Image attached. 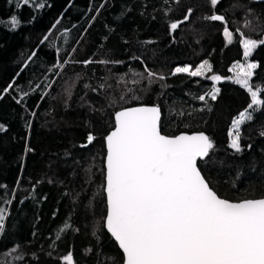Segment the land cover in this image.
Masks as SVG:
<instances>
[{"label": "trees", "instance_id": "trees-1", "mask_svg": "<svg viewBox=\"0 0 264 264\" xmlns=\"http://www.w3.org/2000/svg\"><path fill=\"white\" fill-rule=\"evenodd\" d=\"M245 39L258 42L250 84L264 99V2L0 0V264H123L104 228V138L124 108L159 107L169 137L206 134L197 165L221 198H264V106L240 127L242 151L229 144L251 103L227 81ZM205 61L203 78L174 74ZM213 76L224 80L214 100Z\"/></svg>", "mask_w": 264, "mask_h": 264}, {"label": "snow or ice", "instance_id": "snow-or-ice-1", "mask_svg": "<svg viewBox=\"0 0 264 264\" xmlns=\"http://www.w3.org/2000/svg\"><path fill=\"white\" fill-rule=\"evenodd\" d=\"M219 2L210 0L212 6ZM191 11L188 9L184 21ZM206 19L223 22L224 16L213 14ZM17 22L16 17L11 18L12 24ZM178 26L174 22L170 27L175 30ZM224 35L231 39L232 33L225 28ZM243 46L244 55L249 56L258 42L245 39ZM257 67L249 64L236 80L251 93L249 107L264 106L260 91L249 83L251 70ZM206 70L211 71V66L205 61L195 71L177 67L174 74L201 76ZM145 71L149 77L156 75ZM212 99H216L215 93ZM160 116L159 107L119 111L115 130L106 137V226L126 254L127 264H264V198L240 202L221 198L197 165L198 158L207 157L213 147L209 137L202 133L162 135ZM251 118V114L241 113L234 124L237 134L231 147L236 152L242 151L239 127ZM93 139L89 134L88 143ZM2 219L0 212V233ZM66 259L72 264L71 255Z\"/></svg>", "mask_w": 264, "mask_h": 264}, {"label": "rangeland", "instance_id": "rangeland-1", "mask_svg": "<svg viewBox=\"0 0 264 264\" xmlns=\"http://www.w3.org/2000/svg\"><path fill=\"white\" fill-rule=\"evenodd\" d=\"M244 42V41H243ZM243 48H244V46H243ZM244 52H245V49H244ZM244 55V54H243ZM251 55V54H250ZM250 55L249 56H243V59H242V61L241 62H238V63H236V64H234L232 67H231V71H232V73H231V77L230 78H228L227 79V81H229V82H231V83H233V84H236V85H238L239 87H241L242 89H244L246 92H248V90L246 89V88H244L243 86H242V84H240V83H236V80H237V78H238V74H242L245 70H247V68H248V65L249 64H251V63H254V62H252L251 60H250ZM202 63H204V62H202ZM201 63V64H202ZM200 64V65H201ZM199 65V66H200ZM198 66V67H199ZM183 67H185V66H183ZM197 67V68H198ZM196 68V69H197ZM196 69H194L193 71H195ZM252 72L254 71V69H252L251 70ZM174 72H175V70H174ZM208 73V71L206 70L205 72H204V74L203 75H201V76H196V77H201V78H203V77H205V75ZM175 74H178V73H175ZM184 74H188V73H184ZM210 81H211V83H212V86H211V88H210V91H209V93H208V96L210 97V98H212V94L213 93H215L216 95H217V92H216V89H218V87H217V85L220 83V82H222V81H224V80H222V79H219V80H213L212 79V77L210 78ZM249 83H250V79H249ZM249 94H250V96H251V93L250 92H248ZM255 106H257V105H253L252 107H250L248 110H245V111H243L242 113H247V114H251V112H252V109L255 107ZM241 114V113H240ZM240 114L236 117V118H234V120H233V122H232V124H231V126H230V128H229V144H230V148L232 149V150H234L232 147H231V141H232V138H233V136L234 135H236L237 134V130L236 129H234V124H235V122L240 118ZM248 119H246L241 125H240V127L247 121ZM240 127H239V130H240ZM239 130H238V133H239ZM235 151V150H234ZM67 264H68V261H67Z\"/></svg>", "mask_w": 264, "mask_h": 264}, {"label": "water", "instance_id": "water-1", "mask_svg": "<svg viewBox=\"0 0 264 264\" xmlns=\"http://www.w3.org/2000/svg\"><path fill=\"white\" fill-rule=\"evenodd\" d=\"M254 1H255V2H264V0H254ZM140 107H157V106H154V105H140V106H133V107L124 108V109L119 110V111H123V110L129 109V108H140ZM159 109H160V108H159ZM119 111H117V112L114 114V116H113V119H114V127H113V129L110 130V131L108 132V134H107V135L105 136V138H104V145H105L104 168H105V164H106V152H107V147H106V137H107L108 135H110L112 131L115 130V127H116V120H115V117H116V114H117ZM160 112H161V111H160ZM160 119H161V116H160ZM201 133H202V132H195V133H179V134H177L176 136H179V135H189V136H191V135H198V134H201ZM161 134H162V133H161ZM202 134H204V133H202ZM162 135H163V134H162ZM204 135H206V134H204ZM176 136H173V137H176ZM206 136H207V135H206ZM204 158H205V157H204ZM204 158H198V160H199V159H204ZM105 171H106V169H105ZM201 174H202V173H201ZM104 182H105V177H104ZM104 186H105V184H104ZM104 194H105V199H106V216H107L108 206H107V196H106L105 187H104ZM239 202H240V201H239ZM106 216H105V220H104V228H105L106 232L111 236V238L113 239V241L116 243V245H117L118 249L120 250V252L122 253V255H123V264H127L126 254L123 252V249L120 248V246H119V242L116 241L115 238L111 235V233L107 230V226H106Z\"/></svg>", "mask_w": 264, "mask_h": 264}]
</instances>
